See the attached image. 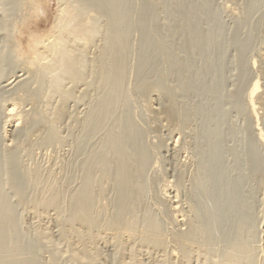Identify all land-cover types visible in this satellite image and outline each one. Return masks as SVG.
Here are the masks:
<instances>
[{
	"label": "bare ground",
	"instance_id": "6f19581e",
	"mask_svg": "<svg viewBox=\"0 0 264 264\" xmlns=\"http://www.w3.org/2000/svg\"><path fill=\"white\" fill-rule=\"evenodd\" d=\"M59 1L62 2L64 7L61 6L62 9H60L58 16L55 18V22L50 28L51 30H49L47 33H43V32L41 33L39 30L38 31H35L36 29L32 30V27L34 29L37 28V26L34 27L30 23V20L34 16L33 15L34 12H36L35 10L37 6L36 5L37 0H29V8H28L29 10H27L28 13H26L25 15L26 18L24 17L25 21L21 24L19 30L17 29L18 39L16 37V40L12 42V45L10 46L14 48V51L17 53L16 55L19 57V59H21L19 60L20 63L16 64L17 66L12 65V68H10L9 71H5L4 70L5 64L3 63L5 60L3 59L4 56L2 54L3 52H5L4 50L8 38L9 36H11L9 35L10 30L7 29V22L10 16L7 13V9L4 8L5 7L4 0H0V15H1L0 103L5 102L2 109L0 108V264H38V260H36L37 258L35 259L34 258L35 256L34 257L32 256V255H36L34 254L33 251L34 249L32 247V244L30 243L31 246H29L28 244L26 245L21 244L22 235L20 234L21 232L19 231L20 226H18L19 224L15 222V220L18 221L19 218L17 217L18 219L17 218L14 219L17 215L15 213L16 212L15 209H13L15 205L10 200H9L10 202L7 200L6 196L8 195L6 196L4 195V191L8 188V186H10L7 184L8 186L5 189L4 179L6 177H8L10 181L11 180L15 181L17 179L16 177L18 174L17 168L19 165L17 166L15 163L19 161L18 153L20 150L22 149L24 150V148L28 144V138H30L29 136H32V133H34L35 135L36 133L35 131L38 130L39 127L42 129L44 127L41 126L46 125L45 129L47 130V127L49 129L47 138L44 137L46 138L45 140L46 143L44 142L43 144L47 145L48 143L50 145V143H52L54 147L55 144L53 142L56 141L57 138H62L61 134L58 135L57 127H59L58 124L62 123L61 120L65 119L63 118L66 115L65 106L68 107L67 104L71 102L69 98L74 97L73 93L75 91H73L74 89L71 88L72 85L75 88V86H79V84L85 85L84 88L86 87L85 89L84 88L81 89L80 91L81 93L78 92L80 94L84 93L83 95H80L82 99H80V96L78 95L79 99L82 102H85V100L89 97L90 101H88L89 103L88 105H92L90 104V102L92 98H94L91 96L86 97L88 95L87 94L88 92L90 95V91H88L89 89L92 88L93 90V87L95 88L97 87V89H99L100 87V89L102 90L100 92L102 93L98 94L97 97L98 90H96L95 92L96 97L93 99V103L95 101L97 102L92 106H88L86 104L89 108L86 107L88 110L85 111L86 113L84 112L85 115H83V117H82V113L79 116V118L82 117V119L79 120V123H77L79 124V126H77L76 124L77 127H80V135L79 136H77L76 134L74 135V137L76 136L78 137V138L76 137L78 141L73 140L76 141L74 142L75 144L77 143L76 145L74 144L76 146V151L74 152H76L77 155L74 154L75 156H73L72 158L76 156L77 157L79 156L81 158V159L79 158L80 160L77 158L79 160V163L77 164L76 168L78 169L79 174L77 173L78 175H74L77 176L76 179L79 176V179H77L78 181L74 179L75 177H73V179L77 181V183L79 182L78 188L74 189L73 192H70V190H68L69 192L65 191L66 189L65 190L63 189L65 186H63L62 189L61 187L56 186L57 183L55 182L58 181L59 183V180H57L58 178L54 177L53 174H50L47 177H42L39 171L30 172L28 170L22 169V171L19 170V173L21 174V182L18 179L17 180L25 185L27 183L28 186L30 184L31 186H35L34 189L35 188L37 189L36 191L37 193L35 192L36 193L35 196L33 194L34 192H32L31 195L33 197L30 198L31 195L25 197V195L19 193L20 189L17 190L18 192H15L20 203H23L26 206H27L26 203L30 204V208H31L30 210L35 215H37L36 217L40 218L41 216L43 217L50 213L53 214V216L56 218V220L55 218L54 220L58 222V224L56 223L57 229L59 226H60L59 228H61L59 229V231L61 230L60 234L62 235L61 238L64 239L63 240L64 242H66L65 240L67 239V236L73 237V239L77 241V245H78L77 249H74V247L73 248L70 247L73 245H70L68 240L66 242L69 243L68 244L70 245L69 247L72 248L71 250L69 249L70 250L69 253L73 249L75 250L71 254L73 257L72 260L73 262L75 259V261L76 262L78 261L80 264H83L84 262L93 264L94 261H96V258L98 257L96 255L100 253L99 252L97 254L98 252L97 249L99 247L98 245H96L97 243L96 241L98 240V238H100V240H102L101 238H104L103 239L104 242L108 243L107 242L108 240L110 242L109 244L112 243L113 247L115 246L114 248L116 249V251L114 250L112 245H110L115 252V253L113 252L114 255H116V252L118 255L119 254L123 255L121 256V261L119 262L120 264L124 263L125 256L130 260V263L132 264H143V261L141 263L139 259V256L143 252H149L151 254L155 253L157 255L159 253L160 254L159 258L157 255L156 256L160 261H162L161 259H165V256H169L170 258L166 257V260L167 259L170 260L172 258L173 261L170 262V264H184V263L188 264L193 257L194 258L196 257L195 259L198 258V260H196L197 262L195 261L197 264H264V220L262 222L263 219L262 216H264V208L261 209L259 205V201H258L259 196L255 195V193L253 194L254 191L248 192L246 190V187L249 190H251L252 187L249 188L250 183L247 180L246 181L243 180V178L247 176L244 172H239L240 175L237 178L233 177L234 172L232 170L234 169L235 171L236 167H234L232 164V166L234 167L233 168L229 165L230 163L228 164L225 158V154H223L222 151H220L221 148L219 147L221 146H219L218 143L219 141L217 142V140L221 138L220 137L221 131L219 132V127H218L220 124L217 121L219 119L214 118L210 121L209 118L205 117L207 118L206 121L204 120L205 114L197 115L199 111L200 113H204L201 110L204 109L203 108L204 106H202L205 104L204 101H201L204 103L201 106L197 102L198 105H196L197 103L195 104L197 107L195 105H194L195 107L194 106L191 107L190 105L186 104V102L188 103L189 101L188 98L190 94L185 91L186 88H188L187 90L189 89L192 90V88L189 87V84H192L193 82L191 81L190 83L189 79L187 80L185 78L188 75L184 76L185 74H187L188 69L184 70L186 72L184 73V75L181 74L182 73L181 69H183L184 67L183 64H181L182 66H180L179 62L182 63L184 62L180 61L179 59L180 56L178 55L177 57L175 54H171V52L170 54L168 53L167 49L169 46L167 42L164 43L165 41L164 39L170 36V34L168 33L169 35L167 34V36L165 35L166 33L162 34V30L160 26L161 23L160 21L157 20L158 15L156 17V13L158 14L160 8L161 10L162 9L165 10L166 13L165 17H167L171 23L170 27L169 24H167L168 26L167 29L171 28V32L173 31L172 34H174V31L175 32L178 30L183 31L187 41L186 39H183L182 35H178L182 37V38L178 37V39L181 40L182 42L183 40L187 42V44L185 43L187 46L184 44V47H186V50H188L187 52H189L192 48L191 45L196 39V34L198 35L200 32L199 35H201L203 33L202 32L203 30L199 32L196 31L198 27L196 29L193 27L195 25L194 20L196 19L198 21V19L197 17L196 18L193 17L192 20V14H191L194 10L193 8L195 7V5H197L198 8V4L202 6V3L195 4L194 3L195 0H141L142 4L140 6H137L138 3L135 5L137 6L138 15H139L137 17L138 21H136L137 24H135L134 23L135 21L133 22L134 15L132 18V12H131L133 11V7H132L133 5H131L129 2L136 3V1H132V0L129 2L128 0H59ZM203 3L204 6H207L205 5V1ZM125 4H128L130 7H132V10L128 7H127L128 9H126ZM157 6H160L159 9L157 8L158 10L156 9ZM204 6L201 7L203 8L201 9L202 12L205 8H207V7L204 8ZM194 11L196 13V10ZM135 13L137 14V12ZM198 14H200V12H198ZM201 15L203 16L204 14L201 13L200 16ZM99 16L107 17V22L109 21V23L106 24L108 25L107 29L106 28L104 29L106 30V33H104L106 37L104 44L103 45L101 44L103 47L99 46L100 48H102L101 53L100 50L98 49L97 50L99 52H96L97 54L99 53L100 55L98 57H95L97 56V54L94 51H91V53L93 52L95 53V54L93 53V55H95L94 58L92 54H90L92 57L88 55L89 54L88 51L92 46V40L95 39L94 37L97 34H99L100 31L99 22H101L100 20L101 18H99ZM248 17L249 16H246V19ZM244 18L245 17L243 15V19ZM239 19L241 20V17ZM246 19L244 20L246 21ZM242 21L243 20H241L240 23H242ZM249 22L250 21H248V23ZM120 23L124 24V28L120 25ZM134 24L137 25L138 30L137 28H135L136 26ZM133 26H135L134 29H136L137 31L140 30L141 32V33L139 32L141 35L139 34L138 36L139 37L141 36L140 45L142 46H140L141 47L140 59L137 65L138 66L137 69L139 70V72L137 73L140 74L138 75L140 77H138L139 79H135L136 82L134 83L135 84V88H133L134 91L133 90L129 91V89H126L127 88L126 85L128 86L129 83L127 82L128 68H126L127 64H125L127 60L125 61L124 57H126L125 55L127 48V39L129 40L128 36L130 37L129 32L130 30H134L131 29ZM201 29L202 28L200 29L198 28V30ZM163 31L165 30L163 29ZM167 31L170 32V30ZM177 34L178 33H176V35ZM199 35L197 39L200 38ZM202 35H203L201 36V38L203 37L202 39H204L205 36L208 37L207 35L204 34ZM201 38L200 40L196 39V41H201L202 40ZM10 39L9 41H11ZM170 39L173 40L174 37L172 39V37L170 36ZM213 39L211 41H213ZM174 40L173 42H175ZM173 42L170 43L173 44ZM94 46L96 47V45ZM92 48L94 49V47ZM96 48H98V45ZM199 49L201 50V47H199ZM7 50L8 48L6 49V51ZM168 50L172 51L173 49L171 50L168 49ZM158 52H160L161 54L159 53L158 55ZM172 52H174V50ZM202 53L204 52L202 51L200 53L201 57H202ZM259 55L264 61V48L262 49ZM89 56L91 59L89 58ZM152 56L154 57L157 56L158 58H160L161 63L156 57L157 58L156 61L160 63V64L159 63L156 64L154 62V59H152L153 58ZM192 57L194 58L193 55ZM184 61L186 63L184 64L185 67L186 65L189 64V66L192 69V65H190L192 64V62H189V60H188L189 63L186 62L187 60ZM255 61H254V65L256 66L257 61L256 62ZM10 65L11 63L8 66L6 64V67H9ZM89 69L90 71H88ZM191 69L189 70L191 71ZM204 70H206V68ZM195 71L197 72V70ZM129 74L131 73L129 72ZM207 74L209 73L207 72L206 75ZM200 75H203V72L202 74L200 73ZM197 76L198 75H196L197 80L199 79L201 81L200 78L203 77L199 76L200 77L199 78ZM89 78H92L91 80L93 82L89 80ZM172 78L176 80L175 81L176 83H174L176 86L173 85V87H170L169 81L170 80L172 81ZM257 80L259 79H256L255 84L259 83L257 82ZM31 81L32 84L34 82H38V84L40 85V88L39 90H37L36 93L31 92V88H30ZM65 82L69 83L68 85L69 88L68 86L67 87L65 86L66 85ZM46 83L47 85L50 86L48 87V90L49 88L50 90L48 91V93L47 92L45 93L47 94L45 95V97L48 96L50 98L52 96L50 100H52L51 103L53 105L55 104L53 103L54 100L53 98L54 95L56 94V96H58L57 98H59L57 99L59 102L56 101V105L52 107L51 104L49 105L50 102L48 101L49 103L47 105L50 106L49 109H47L48 106H46V102H45L47 111L44 107L43 108L45 109V111H43L41 110L42 106L39 107L40 105H38V100L41 97V93L43 94L44 91H47ZM35 84H33V86ZM38 84L36 85V89H38L37 88ZM192 85L194 86V84ZM43 86L46 89L44 91H43L44 88ZM180 88L182 89L184 88V89L181 90ZM177 89H180L182 91L181 93H185L184 94L185 98L184 97L178 98ZM82 90L83 91L86 90V91L83 92ZM94 91L95 90H93V92ZM257 91H258V87H255L253 89V92L256 93ZM203 93L206 92L202 91L201 94ZM207 93L211 94V92L208 91ZM258 93L260 94L261 92L258 91L257 94ZM162 94L165 95L163 96L165 97V101L162 102V105L160 104L161 109L154 108L151 104L152 97L158 95L161 96ZM198 94L197 95L195 94L194 96L200 97L201 95L199 96ZM76 96L77 95H75V98L78 99V97ZM134 96L136 100L134 99L133 102ZM136 96L139 97L138 98L139 102L148 100L149 106L146 105V103L143 104L141 102L142 104H140L136 102L137 101ZM208 96H204L202 98L200 97V100L203 98H209ZM218 96L219 98L221 97L220 99L223 98L222 95L221 96L218 95ZM248 96H249V100L250 98H252L250 100V104L253 103L252 101L253 97L251 95ZM260 96L261 95H259V98ZM43 98L42 101L43 100L46 101L49 99L46 98L45 100ZM141 98L142 99L145 98V100L140 101L139 99ZM185 99H187L188 101H185ZM191 99L192 97L190 98V100ZM68 100L69 102H67ZM233 100L235 101L236 99L233 98ZM249 100L247 99V103H249ZM81 101L80 103L82 104ZM120 102L124 103L125 106L124 108L126 109H124L123 113H120L119 115L117 113L119 106H121ZM135 102L138 103V105L140 104L141 106L146 105V106H142V108L144 107H147V109L151 108V110H149L151 112L157 111L158 114H161V116L163 115L162 119L172 124L171 127H173L174 124L178 126V128L181 129L182 131L189 124H191L192 121L195 123L194 120L195 118L197 119L196 116H198V118L199 116H201L200 118L201 120H203L201 121L200 125L203 127L202 132L204 134L202 136L204 137L202 139V142L198 141V138L200 136L196 138L197 140H194V143L197 141L199 143L197 142L195 145L193 143V145L196 146V149H194L195 147L193 148V150H195L193 152V154L195 153V155H193V157L195 156L193 160H195L196 158V160L194 161L196 162V166L193 167L194 171L190 169V172L193 171V173L191 174L190 177L187 176V178L189 177V180L186 181L185 179V175H187V172H184L183 170L184 173H182V170L180 169L178 170V173L176 171L177 173V175L175 176L176 181L175 180L173 181L175 185H172L171 187L168 186V188L163 187L165 188L164 190L162 188L163 192L160 190L161 188L159 187L161 194L163 193V195L165 196L168 195V197L170 198L168 204L169 208L166 207V205L163 204V202L161 203L163 209L165 208L169 209L168 210L169 212H167L166 210L164 214L160 213L161 216L157 215L159 213H156L154 209H153L154 211L152 212L151 208L153 205H151L150 208L148 204L149 202L148 200L154 201V199H157L153 197L152 199L148 198L150 194L153 193L154 197L155 195L156 197L158 196L160 197V195H157L159 191L157 190L158 192H156L155 189V184L157 185V183H155L154 180H151L149 178L150 177L149 173H151L149 168H150V164L152 163V160L150 159L151 150L147 145L149 143H146L147 138H149L148 136L146 138V134L148 133V131L145 132L144 130H142L140 128L141 126L139 127V124L135 123L133 120L132 112H134L133 111L134 107H131V104L133 105V103L135 104ZM258 102L259 104H261L260 103L261 100ZM258 102L255 103L257 104ZM65 103L67 104L64 106ZM40 104L42 105V103ZM262 105L264 107V100L262 101ZM199 106L202 108L200 109ZM67 109L69 110V108ZM68 110L66 111L69 115ZM208 113H209L208 115L210 116V112ZM44 114H47L48 116L50 115V117L45 118ZM3 119L5 123H3ZM259 120L262 121L263 130H264V119L262 120L259 119ZM204 121H206L207 123ZM74 123H76V121ZM200 125L198 124V126ZM173 130H174L173 132L175 133V129ZM42 132H44V130ZM200 132L201 130H199V134ZM176 133H178V129ZM180 134H182V132H180ZM39 135H41V133ZM170 135L173 136V133ZM197 135H198V128H197ZM178 136L179 135L177 134V137ZM95 140H98L97 143H94ZM64 141H66V139ZM62 143L64 142L62 141ZM183 143L185 144V142ZM176 144L177 143H174L175 148L178 147V145L176 146ZM253 145L255 146V143H253ZM253 145H252L253 148L250 147L249 145L248 147L254 150V148L256 147H254ZM154 148L158 149L157 147ZM250 148H248V150ZM235 163H237V161ZM252 163L253 162H251V164ZM15 165L17 168L15 167ZM73 167L75 168V166ZM21 168H24V166L19 167V169ZM187 171L189 172V170ZM49 172L50 171H48V173ZM18 178L20 179V177ZM68 178L70 179V177ZM66 179H62L60 181L62 183H65V181L69 183V180L67 181ZM71 182H72V176H71ZM186 182H188L187 185ZM257 182L258 181H256V183ZM67 183L62 185L69 186L70 183L69 184ZM11 187H12L11 189H14L13 186ZM186 188H187L186 190L187 192L182 193V198L184 196V198L182 199L179 197L180 195L179 192H181L180 191L181 189L185 191ZM154 191L156 194L154 193ZM37 194L40 195L37 196ZM165 196H161V198ZM162 199L164 200V198ZM158 200H159L158 202H161L160 199ZM184 205L187 206L186 209L184 208ZM155 206L156 203L154 204V207ZM31 211H29V213H31ZM157 212H159V209ZM259 212H261L263 215L259 216L261 215ZM170 214L172 215V217H167V216H171ZM49 216L50 215H48V217ZM162 216H164V219L174 218L176 222L183 223V226L184 225L186 226L185 231L179 232L181 230L179 229L178 233L172 232L171 231L172 229L170 228V231L174 233L172 234L170 232L172 234V237L170 235V237L173 238L172 240L170 239V237L168 238L171 240V244H173L172 247L168 245V242L166 240L167 236L169 235H167L165 238L167 232H165L166 231L164 228L165 226L163 225L164 219L162 220L161 218ZM37 231L38 232L36 233V236L40 238V241L46 239L48 242H51L52 245V240H50L51 238L49 239V237L47 236L48 231L46 232L44 229H41V231L38 229ZM50 237H52V235H50ZM64 237H66V239ZM28 241L29 240H27V242ZM104 242L102 243L104 244ZM71 243L73 244V242ZM106 246L108 247L107 244ZM52 247L51 249H53ZM54 248L56 249V246ZM260 253L263 254L261 259H259L260 256L258 257V254ZM144 254L147 255L148 253H144ZM151 254L148 255L151 256ZM53 263H57L56 260Z\"/></svg>",
	"mask_w": 264,
	"mask_h": 264
},
{
	"label": "rangeland",
	"instance_id": "374dc122",
	"mask_svg": "<svg viewBox=\"0 0 264 264\" xmlns=\"http://www.w3.org/2000/svg\"><path fill=\"white\" fill-rule=\"evenodd\" d=\"M129 1H131V0H128V2ZM132 1H136V3L134 2L135 4L134 3H131V2H129V3L131 5H133L132 7H133V11L134 12L131 11L132 12V18H133V15H134L133 22L135 21L134 23L137 24V22H136V21H138L137 20L138 19L137 17L139 16L138 15L137 6H140L142 4V1L141 0H132ZM204 1H205V5H207V6H204V3H203ZM242 1L243 0H195L194 1L195 4L202 3V6H204V8L205 7H207V8L204 9L205 12H204V10L202 12L201 11V9H203V8H201L202 6L200 4H198V8H197V5H195V7L193 8L194 10H196V13L192 9L193 10V12L191 13L192 14V20H193V17H195V18L197 17V19H198V21H197L194 18L196 21L194 20V22H195L194 24L195 25L193 27L195 29L197 27L199 29L202 28L201 30H198V28H197L196 31L199 32V31H202L203 30L202 31L203 33L202 34L207 35L210 38H208V37L205 36L206 39H205V37H204V39H202L203 37L201 38V36H203V35L202 34L199 35L200 34V32H199L198 35H199V37L202 40L201 41H196V39L198 38V35L196 34V39H195V41L192 44L193 46L191 45L192 48L189 51L191 54L189 52H187L188 50H186V47H184V44L185 43L187 44V42H186L187 39H186L183 31L182 30L181 31L178 30L176 32L174 31V34H172L173 31L171 32V28L167 29L168 28L167 24H169V27H170L171 23H170V20L167 17H165L166 16L165 15L166 14L165 13V10L164 9L161 10V8L159 9L160 6H157L156 7V9L157 8L159 9L158 14L156 13V17L158 15V19L157 18L156 19L158 21H160V23H161L160 26H161L162 34L163 33H166L165 35L167 36V34L169 33L170 36L172 37V39H173V37L175 39V40L173 39L175 42H173V40L170 39V36H168V37H166V39H164L165 40L164 43L167 42V44L169 46L168 49H170V50L173 49L174 52H177V53H174V52H172L173 50L172 51H169L167 49L168 53L170 54V52H171V54H175L177 57L179 55L181 57V58L179 57V59H180V61H183L184 63L179 62V64H180V66H182L181 64H183V67L185 68V69L184 68L181 69V72H182L181 74L184 75V73H186L184 70H187L188 69L187 74H185L184 76L188 75L185 78L187 80L189 79L190 83L192 81L193 82L192 84H194V86L192 84H189V87L192 88L193 92H192L191 89L187 90L188 88H186V91L184 90L185 92H187V93L190 94L189 95V98L187 97L190 102L187 99H185V101H188V103L186 102V104H188L191 107H193L197 102L200 104V106L205 103L204 105H202V106H204L203 107L204 109H201L202 107L199 106L200 109L204 113H200V111H199V113L197 115L205 114V116L204 115H202V116H204V118L205 117L209 118L210 121L212 119H214V118L220 120V121L217 120L219 122V124H220L218 126L219 127V132L221 131V133H220V137H221L220 139L221 140L220 139L217 140V142L219 141L218 142L219 143V146H221V147H219V148H221L220 151H222V153L225 154V158H226L228 164L230 163L229 165L231 167H233V166L236 167L237 170L236 169H235V171H234V169L232 170L234 172L233 173V177H236L237 178L240 175L239 172H244L247 175L246 177L243 178V180H245V181L247 180L250 183L249 184V188H251V187L252 188H251V190H249L246 187V190L248 192H251V191L253 192L254 191L253 194L255 193V195L259 196V198H258L259 205H260L261 209H263L264 208V172H263L264 171V130H263L262 121H260L259 119H261V120L264 119L263 118L264 117V107L262 105V101L264 100V65H263L264 64L263 63L264 61L262 60V58H261V56L259 54L262 51V49L264 48V0H247V2H246V0H244L243 2H246L247 4L246 3H243ZM232 2H233V4H232ZM250 3H251V5H250ZM128 4H125V6H126L125 8L126 9L130 8L132 10V7H130L129 6L130 4L129 5ZM136 4H137V6H135ZM4 5H5L4 8L7 9V13L10 16L8 18V22L9 23L7 22V29L10 30L9 35H11V36H9V38H8V41H7L5 50H4L5 52H3L2 55L4 56L3 59L5 60V61L3 60L4 61L3 63L5 64V67H4L5 69L4 70L5 71H9V69L12 68V65L19 64L20 63L19 60H21L16 55L17 53L14 51V48L13 47H10V46L12 45V42H14L16 40V37L18 36L17 34H18L19 27L25 21L24 20V17L26 15V13H28L27 10H29L28 9L29 8V0H4ZM15 5H17V6H15ZM36 5H37L36 6V10H35L36 12H34V14H33L34 16L30 20V23L34 27L37 26V28H34L33 29V27H32V30H35L36 29L35 31H38L39 30L41 33L42 32L43 33H47L49 30H51L50 28L52 27L53 23L55 22V18L58 16V13H59L60 9H62V7H64V6H63L62 2H60L59 0H40V1L37 0V4ZM199 6H200V8H199ZM197 11L200 12V14L201 13L204 14L205 16L204 15H203L204 17L202 15L200 16V14H198ZM245 11H246L247 14L245 13ZM135 12H137V14ZM241 12H243V13H241ZM135 14H136V16H135ZM243 15L245 17L244 19H246V16H249L247 18L248 20L246 19L247 22L243 19ZM240 17H241V20H243L242 23H240L241 22V20L239 19ZM0 18H1V15H0ZM99 18H101L100 19L101 22L98 21L100 23V31H99V34L96 35L97 37L95 36L94 37L95 39L92 40V46L90 47V49L88 51L89 52L88 55H90V54L93 55L94 52L95 53L96 52H99L98 50H100V53H101V49L102 48H100L99 46L103 47L102 45L104 44V41H105L106 35H104V33H106V30H104V29L105 28L107 29L108 25H106V24L109 23V21L107 22V17H104V16H102V17L99 16ZM248 21H250L249 22L250 24L248 23ZM198 23H200V24H198ZM12 24H13V26H12ZM36 24H38V25H36ZM104 24H105V26H104ZM120 25L124 28V24L120 23ZM163 25H164V27H163ZM14 26H15V28H14ZM135 26H133L131 29H134V27H135L138 30L137 25H135ZM163 29L165 31H163ZM137 30L134 29V30H130V32H129L130 33V37L128 36L129 40L127 39V48H126V55H125L126 57H124L125 61L127 60V62H125V64L128 65V66L126 65V68H128V72H127V74H128L127 75V79L128 80H127V82L129 83V85H128L129 88L126 85V87H127L126 89H129V91H131V90H133V88H135V84H134L136 82L135 79H139L138 77H140V76H138L140 74L137 73V72H139V70L137 69V67H138L137 65H138L139 59H140V51H141L140 50L141 49L140 46H142V45H140L141 44V36L140 37L138 36L141 32H140V30L139 31H137ZM167 30H170V32H168ZM176 33H178V34L176 35ZM208 33H209V35H208ZM165 35H163V36H165ZM172 35H174V36H172ZM175 35H176V38L177 39L175 38ZM178 35H182L183 39H186V41L183 40V42H184L183 43L181 40L178 39V37H180V38H182V37L181 36H178ZM213 37H214V39H213ZM200 38L197 39V40H200ZM211 38L213 39V41H211L212 40ZM9 39L11 41H9ZM17 39H18V37H17ZM206 40H208V41H206ZM102 41H103V43H102ZM170 42H173L174 45L172 43H170ZM94 45H96V47L98 45V48H96ZM128 45H129V48H128ZM170 46H171V48H170ZM92 47H94V49ZM199 47H201V50L199 49ZM7 48H8L7 51L9 53L6 51ZM91 51H94V52L91 53ZM202 51L204 53H202V57H201V54L200 53ZM159 53L160 52H158V55H159ZM128 54H130V55H128ZM99 55L100 54L98 53L97 56L93 55V57L94 56L95 57H98ZM186 55H188V56H186ZM192 55L194 56V58L192 57ZM90 56H89V58H90ZM157 56H155V57L152 56L153 57L152 59H154V62L156 64H158L159 62L161 63L160 58H158L159 56L158 57ZM156 57L158 58L159 62L156 61L157 60ZM188 57H190V58H188ZM184 60H187L186 62H188V60H189V62H192V64H190V65H192V69H191V67L188 64L189 62L187 63L188 65H186V67H185L184 64H186V63H185ZM255 60L257 61V64L255 63L256 66L254 65V61ZM10 63H11V65L9 67H6V64L8 66ZM21 64H22V61H21ZM130 64H132V65H130ZM129 65H130V67H129ZM6 68H8V69H6ZM203 68L204 69L206 68V70H204ZM189 69H191V71H193V72H191ZM215 69H216V71H215ZM195 70H197V72ZM202 70H204V71H202ZM88 71H90V69ZM206 71L209 73V74H207L208 76L206 75V73H207ZM129 72L131 74H129ZM199 72L201 74L203 72V75H205V76L200 75ZM204 72H205V74H204ZM212 72H214V73H212ZM197 73H199V74H197ZM196 75H198L197 77H199V76L200 77L201 76L203 77V78H200L199 77L201 79V81L199 79L197 80ZM190 76H191V78H190ZM91 79L92 78H89V80H91ZM256 79H259V80H257V82H259L260 85H259V83L258 84H255ZM170 81H169L170 87H173V85L176 86L174 84V83H176L175 82L176 80H174L172 78V81L171 82ZM198 81H200V82H198ZM33 84H35V85L33 86ZM33 84H32V81H31V83H30L31 92L32 93H36L37 90H39L40 85L38 84V82H34ZM37 84H38V86H37L38 89H36V85ZM65 84L64 85L66 87L69 85L68 82H65ZM70 86H71V84H70ZM79 86H75V88H74V86L72 85L71 88L74 89V90L73 89L72 90L75 91L74 93H75V95H77L76 97H78V99L75 98V95L73 93V96L74 97L73 98H69V100H71V102H69V100H68L67 102H69V103L68 104L67 103L64 104V106L66 104L68 106V107L65 106V113H66V115L63 117L65 119L61 120L62 123L61 124H58L59 127H57L58 128V135L61 134L62 135L61 137L63 138V140H62V138H57V140L53 142L55 144L54 147H53V144L52 143H50V145L48 143H47V145L46 144H43L45 142V140H46V138L48 136V132H49L48 131L49 130L48 127H47V130H46L45 129L46 128L45 127L46 125H43L41 127H44V128L41 129L39 127L38 130L35 131L37 133V135L35 133L36 136L34 135V133H32V136H29L30 138H28V144L26 146L27 148L25 147L24 150L22 149V150L19 151V153H22V154H19L18 153V157L20 159L18 158L19 161H17L15 164L17 166L18 165L19 166L17 168L16 165H15V167L18 169V174H17L16 177H17V179L20 182H21V174L19 173V170L22 171V169H24V170H28L30 172L39 171L40 174L42 175V177H47L48 175L53 174L54 177L58 178L57 180H59V183L61 182L60 180L66 179V178H67L66 180L67 181L69 180V183H70L71 182V176H72V182L70 184L65 181V183H62L61 182L60 183L61 186H60V184L56 180L57 181V182H55V183H57L56 186L57 187H61V189H62L63 186H65V187L67 186V185H62V184H66L67 183V184H69V186H67L66 188L64 187L63 189L64 190L66 189L65 191L70 190V192H73L74 189L78 188L79 182L77 183V181H78L77 179H79V176L76 179L77 176H74V175H78L79 174L78 173V169L76 168V166L79 163V160L81 158L79 156L78 157L76 156V157L72 158L73 156L77 155L76 152H74V151H76V146L75 145L77 143L75 144L74 142H76V141H73V140H77L76 137L80 135V127H77V126H79V124H77V123H79V120H81L82 117H83V115H85V113H86L85 111L88 110L86 107L92 106L93 104H95L97 102V101H95L96 100L95 99L94 100L95 102L93 103V99L96 97V95H95L96 94L95 93L96 90L99 91V92L97 91V97H98V94H101L102 93V92H100V91H102L100 89V87H99V89H97V87L96 88L93 87V90H95L94 92H93L92 88L89 89L88 91H90V95H89V92L87 91L88 92L87 93L88 95L86 97L91 96V97H94V98H92V100L90 102V104H92V105H88L89 104L88 101H90L89 100V97L87 98L88 100L87 99L85 100V102H82L80 100V99H82L80 95H83L84 94L83 92H85L87 89L84 90V91L82 90L83 91L82 92L83 94H80L81 93L80 92L81 89H83L85 85H82V84L80 85L79 84ZM48 87H50V86L47 85V83H46V89H47V91H44V90H46L45 87H44L43 88V91H44L43 94L44 95L41 93V97L38 100V105H40L39 107L42 106L41 107V110H43V111H45L46 106H48L47 109H49L50 108V106H49L50 104H51L52 107H54V105H56V101H58L57 99H59V98H57L58 96H56V94L55 95L53 94L54 95L53 103H55V104L52 105V103H51L52 100H50V98H52V96L50 98L48 96L45 97V95H47L45 93L46 92L48 93V91L50 90V88L48 90ZM255 87H258V91H260L262 94L261 93L260 94L259 93L257 94L258 91L256 93L253 92V89ZM68 88H69V86H68ZM78 88H80V89H78ZM174 88H176V87H174ZM180 89L183 90L184 88L183 89L180 88ZM180 89H177L178 98L179 97H182V98L184 97L185 98V95H184L185 93H181L182 91ZM209 89H210V91H209ZM32 90H34V91H32ZM202 91L203 92H206V93L208 91V92H211V94H208V93L207 94L206 93L201 94ZM38 92H40V91H38ZM78 92H80V93H78ZM231 93L234 95V97H233V95ZM195 94L196 95L198 94L199 96L201 95L200 96L201 98L204 97V96H208L209 95L208 96L209 98H203V99L200 100V97L194 96ZM216 94H217V96H216ZM230 94H231V96H230ZM78 95L80 96V99H79V96ZM186 95H188V94H186ZM218 95H220V96L222 95L223 98L220 99L221 97L219 98ZM248 95H251L253 97V100H252L253 103H251V104H250V100L252 98H250V100H249V96ZM259 95H261L260 96L261 99L259 98ZM161 96L158 95V96L152 97V99H151L152 100V103L151 104H152V106L154 108L161 109L160 106L162 105V102L165 101V97H163L165 95L162 94ZM43 97H45V98H43ZM91 97H90V99H91ZM191 97H192V99H194V100L191 99L192 102L194 101L193 102L194 104L190 100ZM42 98L45 99V100H46V98L47 99L49 98V99L46 100V101H44V100L42 101ZM99 98H100V95H99ZM136 98H137V101L136 102H138L140 104H142V103L145 104L146 103V105L149 106L148 100H145V98L144 99H142V98L139 99L140 101L141 100L147 101V102H145V101L142 102L141 101L142 103L138 101V98H139L138 96H136ZM233 98L236 99V100L234 101ZM246 98L249 100V103H247V99ZM134 99H135V96L133 98V102H134ZM97 100H98V98H97ZM180 100H182V99H180ZM257 100L258 101L261 100V102H260L261 104H259V102ZM80 101L82 102V104L80 103ZM201 101H204V103L201 102ZM222 101H223V103H222ZM233 101H234V103H233ZM45 102H46V106H45ZM136 102H135V104L133 103V105L131 104V107H134V110L131 108L134 111V112H132V110H131L132 116H133V120H134L135 123H138L139 124V127L141 126L140 128L142 130H144L145 132L148 131V133H147L148 135L146 134V138H147V136L149 138H147L146 143H149L147 145L149 146V148L151 150L150 159L152 160V163L150 164V168H149V170L151 172V173H149V176H150L149 178L151 180H154L155 183H157V185L155 184V189H156V192L159 191L157 193V195H160V197L159 196L156 197V195H155L156 193L154 191L155 197L153 196V193H152V194L149 195L148 198L152 199V197H153V198H157V199H154V201L148 200L149 201L148 204H149L150 208H151V205H153L152 208H151V211L152 212L155 210L156 213H159L157 215H160L161 216V214H164L166 212V210H167V212H169L168 211L169 209H167V208L163 209V206H162L161 203L163 202V204H165L166 207H168L169 206L168 204H169L170 198L168 197V195L165 196V195H163V193L161 194L160 190L162 191V188L163 187H167L168 188V186L171 187L172 185H175L173 181L174 180L176 181V177L175 176L177 175L178 170L181 169L182 170V173L187 172V175H185L186 173L184 174L186 181L189 180V177L191 176V174L194 171L193 170V167L196 166V162H194L196 160V158H195V160H193L194 157H195V156L193 157V155H195V153L193 154V152L195 151V150H193V148L195 147L194 149H196V146H194V145L198 141L199 142H202V139L204 137V136H202L204 134L202 132L203 131V127L200 125L201 121H203V120H201V118H200L201 116H199V118H198V116H196L197 119L195 118V120H194L195 123L192 121V123H191L192 125L191 124H189L190 126L188 125L191 129L187 126L188 128L187 127L185 129L183 128L184 130L182 131L181 129L178 128V126H176L174 124H173V127H171L172 124L170 122L162 119L163 115L161 116V114H158L157 111L151 112V111H149V110H151V108L150 109H147V107L142 108V106H146V105H142L141 106L140 104L138 105V103H136ZM255 102H258V103L256 104ZM4 103H0V108L1 109H2V107L4 105ZM40 103H42V105ZM48 103H49V105H47ZM120 103H121L120 105L122 107L119 106V108H118V113L117 114H119V115H120V113H123L124 109H126V108H124L125 107L124 106V103L123 102H120ZM191 103H192V105H191ZM198 103L196 105H198ZM258 104L261 105V106H259ZM250 105L251 106H254V107H251ZM138 106H140V107H138ZM30 107H31V105H30ZM67 108H69V110ZM47 109H46V111H47ZM66 110H68L69 115H68V113H67ZM76 111H78L79 113L76 112ZM154 112H156V113H154ZM208 112H210V116L208 115L209 114ZM81 113H82V117L79 118V116L81 115ZM133 113H135V114H133ZM77 114H78V116H77ZM137 114H138V116H137ZM220 114H221V116H220ZM256 115H258V116H256ZM259 116H261V117H259ZM44 117L45 118L46 117H50V115L48 116L47 114H44ZM75 117L77 118V120H76ZM156 118L157 119L159 118L158 119L159 121ZM207 118H205L204 120H206ZM209 120H208V122H209ZM75 121H76V123H74ZM206 121H204V122H206ZM3 123H5L4 119H3ZM161 123H163V124H161ZM76 124H77V126H76ZM198 124L201 126V128H200V126H198ZM213 126H214V124H213ZM76 127L79 128V129H77ZM197 128H198V135H197ZM173 129H175V133L173 132L174 131ZM177 129H178V133H176L177 132ZM43 130H44V132H42ZM188 130H190V131H188ZM199 130H201V132H202V134L200 132L201 135L199 134ZM180 132H182V134H180ZM40 133H41V135H39ZM172 133H173V136L170 135ZM194 133L196 134V136H195ZM75 134L77 135L76 137H74ZM177 134L179 135L178 136L179 138L177 137ZM258 134H260V135H258ZM38 135H39V137H38ZM171 136H172L173 139L171 138ZM44 137H46V138H44ZM182 137H184V138H182ZM64 138L66 139V141H64L65 140ZM160 138H162V139H160ZM196 138H198V141L194 143V140H197ZM42 139H44V140H42ZM62 141L64 143H62ZM97 141L98 140H95L94 143H97ZM173 142L174 143H177L176 146L178 145V147L175 148V145H174ZM183 142H185V144ZM193 143H194V145H193ZM253 143H255V146L253 145ZM184 145H185V147H184ZM248 145L250 147H252V145H253L256 148H254V150H253L250 147H248ZM44 146H46V147H44ZM191 146H192V148H191ZM29 147H31L32 149L29 148ZM154 147H157L158 149H155ZM248 148H250L249 149L250 151L248 150ZM67 150H68V152H67ZM178 151H179V153H178ZM253 151L256 153V155H255V153ZM156 156H158V157H156ZM151 157H153V158H151ZM77 158L78 159L80 158V159L78 160ZM234 159H235V161H234ZM257 159H258V161H257ZM158 160H160V161H158ZM236 161H237V163H235ZM251 162H253V163L251 164ZM232 164H233V166H232ZM20 166L21 167L24 166V168L19 169ZM73 166H75L76 169ZM185 166H186V168H185ZM158 167H160V168H158ZM177 167H178V169H177ZM250 167H252V168H250ZM185 169H186V171H185ZM190 169L193 170V171L190 172ZM248 169H249V171H248ZM51 170H52V172H51ZM183 170H184V172H183ZM187 170H189V172ZM48 171H50L51 173L50 172L48 173ZM176 171H177V173H176ZM162 173H163V175H162ZM189 173H190V175H189ZM58 175H59V177H58ZM187 176H189V177L187 178ZM18 177H20V179ZM61 177H64V178H61ZM68 177H70V179ZM73 177H75L74 179H76L77 181H75L73 179ZM249 178H251V179H249ZM17 179L15 181H12V180L10 181L8 179V177H6L4 179L5 180V182H4L5 183L4 184L5 189H6V187L8 185H10L7 188L8 190L6 189L7 191L6 190L4 191V195L5 196L8 195L9 198H8V196H6L7 197V200L8 201L10 200L15 205L14 206L15 208L13 207V204H12V207H13V209H15V211H16L15 213L17 214L14 219H16L17 217L19 218V220L18 221L15 220V222L19 224L18 226H20L19 227L20 228L19 231L21 232L20 234L22 235L21 236V244H25V245L28 244L29 246H31V244H32V247L34 249L33 250L34 251V254H36V255H32V256L33 257L35 256L34 257L35 259L37 258L36 260H38V264H46V263L47 264H78L79 262L77 261L78 262L77 263L75 261V259H74V262H76V263H74L72 261L73 260V257L71 255L72 252L75 251L74 249H77V246H78L77 245V241H75V239H73V237H70V236H67V239H66V237H64V238L66 239L65 240L66 242L68 240V242L70 243V245H73V246H70V245H68L69 243H66V242L63 241L64 239L61 238L62 235L60 234L61 233V230L59 231V229H61V228H59L60 226L58 225L59 227L57 229L58 222L55 221L56 218L53 216L52 213L47 214L46 216H43V217L41 216L42 218L41 217L39 218V217H36L37 215H35L30 210L31 209L30 208V204L26 203L27 204V206H26L25 204L19 202V200H18V198L16 196V193H15V192H18L17 191L18 189H20V192L19 193L25 195V197L30 196L32 192H34L33 194L36 196L37 189L36 188L34 189L35 186H31V184L29 186H28L27 183H26V185L25 184H22ZM256 181H258V182L256 183ZM17 183H18V185L20 187L17 185ZM187 183L188 182H186V185H187ZM11 186H13L14 189H11L12 188ZM164 189L165 188H163V190ZM38 190H40V189H38ZM186 190H187V188L185 189V191H183V189L180 190L181 192L178 191L179 194H180L179 195L180 198H182V193L183 192L184 193L187 192ZM256 193H259V194H256ZM39 195L37 194V196H39ZM183 195H185V194H183ZM161 196H165V197H162V198H164V200L166 202L161 198ZM31 197H33V196L31 195L30 198ZM183 198H184V196H183ZM158 199H160V201L162 199V201L161 202H158L159 201ZM154 202L156 203V206L155 207H154V204H155ZM158 207H160V208H158ZM157 208L159 209V212H157L158 211ZM184 208L186 209L187 206L184 205ZM29 211H31V213H29ZM160 211H162L163 213L160 212ZM259 211H262V210H259ZM259 213L261 214L259 216H262L263 215L261 212H259ZM48 215H50V216L48 217ZM167 217H172V215L171 216H167ZM54 218H55V220H54ZM161 218L163 220L164 219V216H162ZM262 218H260V219H262V222H263L264 216H262ZM167 219L165 218L164 221H163V225L165 226L164 228L166 230L165 232H167V234L165 235V238H166L167 235H169V236H167V239L166 240L168 242V245L170 247H172L173 244H171V240L173 238H171V237H172V234H174L172 232L178 233L179 229H181L179 232L185 231L186 230V228H185L186 226L185 225L183 226V223L176 222L174 220V218H167ZM171 220H173V221H171ZM167 222H169V223H167ZM170 226H172V227H170ZM37 228L40 231H41V229H44L46 232L48 231L47 232L48 233L47 236L49 237V239L51 238L50 240H52V245H51V242H48L46 239L40 241V238H38L36 236V233L38 232L37 231L38 230ZM170 228L172 229L171 230L172 232L170 231ZM50 235H52V237H50ZM170 235H171V237H170ZM169 237H170L171 240L168 239ZM101 239L102 240H100V238H98L99 243H98V240L96 241L97 243L95 242L96 245H98V247H99L97 249V251H98L97 254L99 252L100 253L98 255H96L98 257L96 258V261H94L93 264H95V263L96 264H120L119 262L121 261V256H123V255H120V254L118 255L117 252H116V255H114V253H115L114 250L116 251V249L114 248L115 246L113 247L112 243L109 244L110 242L108 240H107L108 243H106L103 240L104 238H101ZM27 240H29V241L27 242ZM69 240L71 242H73V244ZM101 241L104 242V244ZM105 241H106V239H105ZM74 243L76 244V247H75V244ZM172 243H173V241H172ZM106 244L108 245V247L106 246ZM110 245H112V247L114 248V250L111 248ZM55 246H56V249L54 248ZM69 246L72 247V248L74 247V249L70 253H69V251L72 248H70ZM51 247L53 249H51ZM144 253H148L149 255L151 254L149 252H143V253H141V255H140L141 258L139 256V259H140V262L141 263L143 261V264H156V263L157 264H161V263H163V264L169 263L170 264V262L173 261L172 258L170 260L169 259L166 260V257L168 258L169 256H165V259H161L162 261L158 260V258L160 256L159 253H158V255L155 254V253H153L155 255L151 254V256H149L148 254L146 255ZM260 254H258V257L260 256L259 259H261L262 256H263L262 253H260ZM55 255L58 256V257H56ZM156 255L158 256V258H157ZM118 258H120V259H118ZM193 258L191 259L192 261L190 260L191 262L189 261L190 264H194V263L197 262L196 260H198V258L195 259L196 257L194 259ZM55 260H56L57 263H53ZM128 260L129 259L125 256V261H124L123 264H132V263H130V260L129 261ZM83 264H89V263L84 262Z\"/></svg>",
	"mask_w": 264,
	"mask_h": 264
}]
</instances>
